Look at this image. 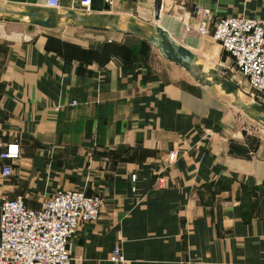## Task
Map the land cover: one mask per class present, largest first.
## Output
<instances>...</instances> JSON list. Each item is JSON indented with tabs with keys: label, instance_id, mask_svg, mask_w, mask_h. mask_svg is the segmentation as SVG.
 I'll return each instance as SVG.
<instances>
[{
	"label": "crops",
	"instance_id": "0c3cea01",
	"mask_svg": "<svg viewBox=\"0 0 264 264\" xmlns=\"http://www.w3.org/2000/svg\"><path fill=\"white\" fill-rule=\"evenodd\" d=\"M46 1L0 0V7L17 13ZM154 1L115 0L109 13L122 23L117 32L73 23L29 32L27 18L0 14V151H19L0 159V202L19 198L38 209L59 190L98 197V219L70 240L71 264H113L116 246L128 264H264V127L221 86L199 85L146 40L121 31L134 15L153 21ZM79 2L59 0L55 11L83 14ZM160 3L155 24L203 70L202 59L222 50L184 32L180 8H207L212 23L264 20V0ZM104 7L92 0L90 14ZM231 81L242 100L247 81Z\"/></svg>",
	"mask_w": 264,
	"mask_h": 264
},
{
	"label": "built area",
	"instance_id": "2783aa9c",
	"mask_svg": "<svg viewBox=\"0 0 264 264\" xmlns=\"http://www.w3.org/2000/svg\"><path fill=\"white\" fill-rule=\"evenodd\" d=\"M103 1L109 9L114 6L115 0ZM79 4L83 14L91 13L92 0H80ZM58 7L59 0L46 1V8ZM180 10L175 17L183 23L184 32L210 37L232 60L247 84L256 92L264 93V20L225 17L212 23V14L207 8L194 6L191 13ZM71 106H76V102H71ZM18 156L17 145H7L0 151L3 160H15ZM175 159V152L169 154L170 162ZM2 173L9 176L11 170L5 167ZM100 208L98 197L73 190L56 191L38 209L27 208L19 198L3 199L0 202V264H71L72 236L81 225L95 222ZM109 260L113 264H128L119 246L113 249Z\"/></svg>",
	"mask_w": 264,
	"mask_h": 264
},
{
	"label": "water",
	"instance_id": "95a60500",
	"mask_svg": "<svg viewBox=\"0 0 264 264\" xmlns=\"http://www.w3.org/2000/svg\"><path fill=\"white\" fill-rule=\"evenodd\" d=\"M103 14H77L74 11L58 13L57 11L46 7H27L26 11L11 12L0 7V14L6 15L7 21H19L17 17L28 19L29 32L34 26L45 30L57 29L63 23H73L84 28L104 29L109 27L112 31H120L122 25L120 20L109 13V7L105 5ZM161 18L160 0L154 1L153 21L159 23ZM126 29L121 30L127 34L139 36L150 43L160 54L169 62L182 68L196 83L201 86L211 87L219 85L229 95L233 97V105L242 111L248 118L254 122L264 125V107L253 103L246 105L238 96V86L236 82L229 81L221 77L216 71L205 72L202 66L197 64L196 55L188 49L178 44L161 26H139L133 19H129L124 24Z\"/></svg>",
	"mask_w": 264,
	"mask_h": 264
},
{
	"label": "rangeland",
	"instance_id": "374dc122",
	"mask_svg": "<svg viewBox=\"0 0 264 264\" xmlns=\"http://www.w3.org/2000/svg\"><path fill=\"white\" fill-rule=\"evenodd\" d=\"M110 11L111 10H109V12ZM138 17L139 16L134 15V17H130V18L134 19L136 22H138L142 26H156V24L154 23V21H152V19H147V20L140 19L139 20ZM144 18H146V17H144ZM122 28L125 29L124 26ZM221 53H222V55H221ZM221 53L219 55L215 56L214 58H210L207 60L202 59V61L200 63L203 64L204 70H206V72H208L210 70H214L221 77H223L227 80H230V81L231 80H237V78L242 79L241 75L238 73V71L234 67L233 63L228 58L227 59L225 58L226 57L225 53L223 51ZM241 93L242 94H240V97L247 104H251V103H258L259 104L260 102H261V104L264 103V95L263 96L260 95V94H264V93L256 92L247 83H242ZM258 98H260V99H258ZM255 123H257V122H255ZM252 125H255L254 122H252ZM257 125H255V126H257ZM259 125H261V124H259ZM261 127H264V126L261 125Z\"/></svg>",
	"mask_w": 264,
	"mask_h": 264
},
{
	"label": "bare ground",
	"instance_id": "6f19581e",
	"mask_svg": "<svg viewBox=\"0 0 264 264\" xmlns=\"http://www.w3.org/2000/svg\"><path fill=\"white\" fill-rule=\"evenodd\" d=\"M157 26V25H156Z\"/></svg>",
	"mask_w": 264,
	"mask_h": 264
}]
</instances>
